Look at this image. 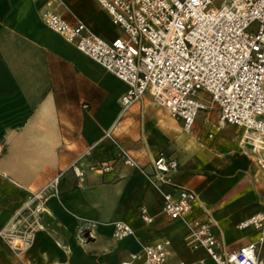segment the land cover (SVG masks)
I'll use <instances>...</instances> for the list:
<instances>
[{
  "label": "crops",
  "instance_id": "obj_1",
  "mask_svg": "<svg viewBox=\"0 0 264 264\" xmlns=\"http://www.w3.org/2000/svg\"><path fill=\"white\" fill-rule=\"evenodd\" d=\"M49 10L70 23L84 21L106 40L122 35L105 33L102 24L116 25L96 0H0V232L17 226L11 236L30 244L14 249L9 238L0 236V264H139L132 254L165 240L171 241L172 264L206 258L203 250L193 253L187 247L184 222L163 211L164 193H175L180 186L199 193L229 250L256 242L257 229L238 226L264 209V170L256 166L247 178L241 167H221L233 153H245V146L255 152L245 130L235 129L230 142L222 130L213 131L216 109L210 124L204 122L207 112L200 113L198 136H192L150 92L122 111L120 98L127 85L52 31L44 20ZM114 139L147 173L153 171L151 157L165 153L177 159L180 168L173 185L159 188L140 167L119 160ZM108 161H114L111 171L91 169ZM73 165L83 173L81 178ZM61 173L59 194L39 199L37 194ZM28 202L31 210L22 215ZM38 204L44 208L40 214L34 212ZM142 204L154 217L152 223L142 219ZM201 214L196 204L190 217ZM85 218L100 224L82 242L79 231ZM120 220L134 234L118 240L113 222ZM243 234L250 238L239 242Z\"/></svg>",
  "mask_w": 264,
  "mask_h": 264
},
{
  "label": "built area",
  "instance_id": "obj_2",
  "mask_svg": "<svg viewBox=\"0 0 264 264\" xmlns=\"http://www.w3.org/2000/svg\"><path fill=\"white\" fill-rule=\"evenodd\" d=\"M96 1L122 35L106 40L84 21L70 23L53 10L44 14V20L52 31L127 85L120 98L122 111L143 101L150 92L158 105L182 121L184 131L193 134L200 113L207 112L204 122L210 124V114L217 109L213 131L228 125L243 128L253 150L262 152L256 164L264 170V0H223L219 6L215 0ZM107 136L111 137V131ZM213 137L214 133H209V138ZM114 141L119 160L140 167L159 188L173 185V176L180 168L177 159L165 153L151 157L153 171L147 173L128 150ZM96 168L111 171L114 161L91 166ZM72 169L77 177L83 176L76 165ZM61 177L62 173L37 197L42 200L48 193L59 194ZM196 204H200L202 214L190 217ZM43 209L38 204L34 212L40 214ZM139 211L146 223L154 221L146 204ZM163 211L188 227L186 244L191 252L206 253V258L192 264H210L209 260L214 264H264V209L239 224V229H257L260 237L238 250L227 248L216 219L195 189L180 186L175 193H164ZM82 222L79 238L85 242L93 237L100 222L86 218ZM113 225L118 240L134 234L133 227L124 221ZM14 228L12 225L9 229V236L5 230L0 236L10 237L11 242ZM21 240L25 241L23 237ZM170 246V240L145 245L132 254V260L139 264H172Z\"/></svg>",
  "mask_w": 264,
  "mask_h": 264
},
{
  "label": "rangeland",
  "instance_id": "obj_3",
  "mask_svg": "<svg viewBox=\"0 0 264 264\" xmlns=\"http://www.w3.org/2000/svg\"><path fill=\"white\" fill-rule=\"evenodd\" d=\"M223 0H215V5L216 6H219L220 4H221V2H222ZM102 27L104 28V31H105V33L107 34V35H109V36H114L116 33H119V32H121V30L119 29V28H116V26H114L113 24H102ZM196 125H199V123L197 122V124ZM196 125H195V129H194V133L193 134H191V133H187L186 131H184L185 133H187V134H190V135H192V136H198V134H197V128H196ZM234 127V128H233ZM232 128H230V129H228V130H222L221 131V135L222 136H224L226 139H227V141H232L233 140V138H234V136H235V129L236 130H239V128L237 127V126H233ZM182 128H183V124H182ZM240 134H243V130L241 129L240 130V132H239ZM245 133V132H244ZM248 150H249V152L253 155V156H255V157H260L261 155H262V152L260 151V152H253L252 151V149L249 147V146H245ZM242 150V149H241ZM240 166H241V174L243 173V174H245V176L248 178V177H250V176H253V174L256 172V170H257V168H256V164L255 163H253V162H250V163H240ZM240 173H239V175H240ZM264 175V172H262L261 173V176H263ZM237 176V175H236ZM36 208V207H35ZM35 208H34V210H35ZM31 209L29 208V204H26L25 205V208L23 209V210H21V213H22V215L23 214H27V212H29ZM32 212V211H31ZM6 228H8V226L6 227ZM5 228V229H6ZM4 229V230H5ZM15 233L17 232L16 230H19V228L16 226L15 228ZM11 233H12V230H11ZM20 233H22V232H20ZM15 235V234H14ZM16 238H18L19 240H21V238L19 237V236H15ZM10 238V237H9ZM249 238H250V234H243V235H241V240H239V242H246V241H248L249 240ZM9 240V239H8ZM10 241V240H9ZM24 243H25V245H24ZM11 245H12V243H11ZM20 245H22V248H28L29 247V245L30 244H28L27 242H25V241H21V244ZM19 245V246H20Z\"/></svg>",
  "mask_w": 264,
  "mask_h": 264
},
{
  "label": "bare ground",
  "instance_id": "obj_4",
  "mask_svg": "<svg viewBox=\"0 0 264 264\" xmlns=\"http://www.w3.org/2000/svg\"><path fill=\"white\" fill-rule=\"evenodd\" d=\"M184 136H185V138H188L189 136L187 135V134H184ZM191 140V139H190ZM198 148V147H197ZM224 154V153H223ZM229 155V154H228ZM227 155V156H228ZM231 155V154H230ZM254 159H253V156H252V154H250V152H249V150L247 149L246 150V152L245 153H243V154H238V153H233L232 154V156H230L229 158H227L226 160H222L221 161V167L222 166H224V165H231V166H233V165H235V166H238V167H241L240 166V163H250V162H252ZM228 171V170H227ZM232 171V170H231ZM258 171H260V170H258ZM263 172V171H262ZM230 173V172H229ZM257 174V173H256ZM231 185H232V183H231ZM225 186V185H224ZM25 189V188H24ZM28 204H29V202H28ZM41 211H44V209L43 210H41ZM41 227V226H40ZM42 228V227H41ZM9 229H11V227H8V228H6V230H5V232H6V234H8V236H9ZM11 235V234H10ZM11 240V239H10ZM21 241L22 240H19L18 238H16V237H13V239H12V246H13V248L14 249H17L18 247H19V245L21 244ZM24 245H25V243H24Z\"/></svg>",
  "mask_w": 264,
  "mask_h": 264
}]
</instances>
